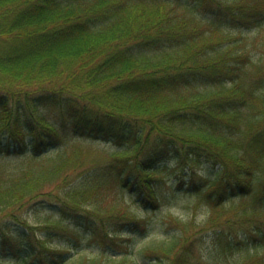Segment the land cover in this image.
<instances>
[{
  "label": "trees",
  "instance_id": "trees-1",
  "mask_svg": "<svg viewBox=\"0 0 264 264\" xmlns=\"http://www.w3.org/2000/svg\"><path fill=\"white\" fill-rule=\"evenodd\" d=\"M263 23L264 0H0V245L19 258L0 264H140L75 257L68 236L127 251L142 217L121 197L157 208L169 155L219 166L222 189L201 194L206 220L244 222L243 245L220 246L243 251L206 256L196 222L177 217L180 231L142 252L264 264V35L230 28ZM84 132L124 147L89 160Z\"/></svg>",
  "mask_w": 264,
  "mask_h": 264
},
{
  "label": "rangeland",
  "instance_id": "rangeland-1",
  "mask_svg": "<svg viewBox=\"0 0 264 264\" xmlns=\"http://www.w3.org/2000/svg\"><path fill=\"white\" fill-rule=\"evenodd\" d=\"M230 28L233 32H242L248 36L256 37L255 35L257 34L264 35V23L258 26H231ZM258 38L262 40L264 36L257 37L256 39L258 40ZM46 117L60 127L71 123L68 118L50 110L46 111ZM74 137L78 140L85 141V144H93L92 149L94 151H87L88 159L93 161H105L108 158L107 153L123 148L122 143L115 140L96 139L86 132L77 133ZM4 159L5 158L2 160ZM15 159L16 158H8L5 159V161ZM167 162L166 175L164 181L159 187L161 203L157 208L144 209L131 195H129L127 191H125L121 197L123 199L125 198V200L128 201L142 217L140 227L128 238V250L125 251V249L121 247V249L116 250V252L111 240L107 242L109 243L108 245L104 246L99 239H92L87 233H82L80 235L74 233L73 235L68 236L69 241L71 240L72 242H75V244L78 243L79 246H81L78 247L80 249L73 250L75 257L100 256L104 253H108L113 262H120L121 260L131 261V259H133L139 261L140 264H155L152 257H148L142 252V248L158 241L169 239L173 234H177L180 231V228L179 226H176L174 222H171L173 218L177 217L179 220L182 219L183 221H189L193 219L196 222V226L190 230H193L194 234H196L195 237L201 238L203 251L206 256L208 254H215L218 259L227 261L233 259L243 251L242 249H239V247H234V249H227L224 252L223 249H220V246L224 243L223 241L229 239L233 242L241 243L242 236L246 233L244 222L234 221L230 226H227L226 224L222 227L218 226L216 223L210 224V222L206 220L210 213L208 210V204H206V201L201 194L222 189L221 183L214 188L211 187L215 180L222 179L219 175V166H216L211 162H204L195 166L193 169L187 166L184 168L182 165L177 166L171 155H169ZM233 203L234 201L230 199L226 200L227 207L232 206ZM174 207L181 208L184 215L180 216L175 214L172 211ZM226 216L225 213L221 222L225 221ZM241 244L243 245V243ZM109 246H112L113 248L108 249ZM250 246L251 247L246 248L251 251L254 249L253 244L251 243ZM115 252L118 254H115ZM18 260L19 258L17 255L12 252H7L0 245L1 263H13Z\"/></svg>",
  "mask_w": 264,
  "mask_h": 264
},
{
  "label": "clouds",
  "instance_id": "clouds-1",
  "mask_svg": "<svg viewBox=\"0 0 264 264\" xmlns=\"http://www.w3.org/2000/svg\"><path fill=\"white\" fill-rule=\"evenodd\" d=\"M172 211H173L175 214H177V215H180V216H183V215H184L183 210H182L181 208H179V207H174V208L172 209Z\"/></svg>",
  "mask_w": 264,
  "mask_h": 264
},
{
  "label": "bare ground",
  "instance_id": "bare-ground-1",
  "mask_svg": "<svg viewBox=\"0 0 264 264\" xmlns=\"http://www.w3.org/2000/svg\"><path fill=\"white\" fill-rule=\"evenodd\" d=\"M123 147H124V146H123ZM12 157L14 158V157H15V155H10V154H8V155H5V156H4V158H5V159H8V158H10V159H11Z\"/></svg>",
  "mask_w": 264,
  "mask_h": 264
}]
</instances>
